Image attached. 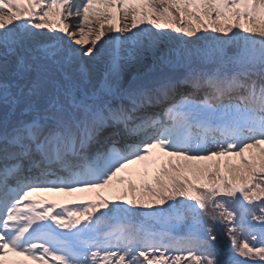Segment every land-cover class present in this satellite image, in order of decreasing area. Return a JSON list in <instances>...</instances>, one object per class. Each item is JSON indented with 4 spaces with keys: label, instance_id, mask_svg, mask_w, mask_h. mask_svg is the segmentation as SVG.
I'll return each mask as SVG.
<instances>
[{
    "label": "snow or ice",
    "instance_id": "1",
    "mask_svg": "<svg viewBox=\"0 0 264 264\" xmlns=\"http://www.w3.org/2000/svg\"><path fill=\"white\" fill-rule=\"evenodd\" d=\"M29 262L264 264V0H0V264Z\"/></svg>",
    "mask_w": 264,
    "mask_h": 264
},
{
    "label": "trees",
    "instance_id": "2",
    "mask_svg": "<svg viewBox=\"0 0 264 264\" xmlns=\"http://www.w3.org/2000/svg\"><path fill=\"white\" fill-rule=\"evenodd\" d=\"M43 31H47V30H43ZM50 34H51V33H50ZM77 47H79V46H77ZM205 219H206V218H205ZM221 237H222V245H223L224 247H228V246H230V241H228L226 235H225L224 232H223V226H221Z\"/></svg>",
    "mask_w": 264,
    "mask_h": 264
},
{
    "label": "rangeland",
    "instance_id": "3",
    "mask_svg": "<svg viewBox=\"0 0 264 264\" xmlns=\"http://www.w3.org/2000/svg\"><path fill=\"white\" fill-rule=\"evenodd\" d=\"M127 23H129L130 24V20L129 21H127ZM86 32H87V29L85 30ZM109 35H111V33H109ZM95 38V32H93V35L92 36H88V35H85V37H84V39L86 40V41H90V40H92V39H94ZM107 37H105V39H106ZM101 42H103V41H101ZM107 193H109V192H107ZM122 194V193H121ZM14 258H17V257H14Z\"/></svg>",
    "mask_w": 264,
    "mask_h": 264
}]
</instances>
